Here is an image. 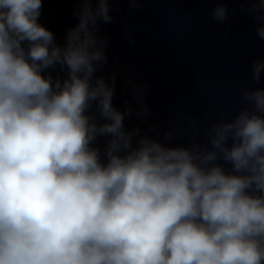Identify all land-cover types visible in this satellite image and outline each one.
Instances as JSON below:
<instances>
[{
	"label": "clouds",
	"instance_id": "clouds-1",
	"mask_svg": "<svg viewBox=\"0 0 264 264\" xmlns=\"http://www.w3.org/2000/svg\"><path fill=\"white\" fill-rule=\"evenodd\" d=\"M109 2L77 0L59 45L38 23L42 0H0V264H264V89H242L247 106L207 128V144L133 147L131 110L93 82ZM246 2L264 38V0ZM56 65L63 81L44 75ZM105 135L102 160L93 142Z\"/></svg>",
	"mask_w": 264,
	"mask_h": 264
}]
</instances>
